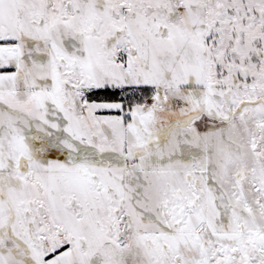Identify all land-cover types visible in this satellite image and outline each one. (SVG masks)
I'll return each mask as SVG.
<instances>
[{
    "label": "snow or ice",
    "instance_id": "snow-or-ice-1",
    "mask_svg": "<svg viewBox=\"0 0 264 264\" xmlns=\"http://www.w3.org/2000/svg\"><path fill=\"white\" fill-rule=\"evenodd\" d=\"M0 264H264V0H0Z\"/></svg>",
    "mask_w": 264,
    "mask_h": 264
}]
</instances>
